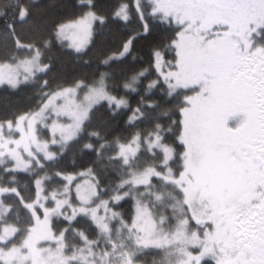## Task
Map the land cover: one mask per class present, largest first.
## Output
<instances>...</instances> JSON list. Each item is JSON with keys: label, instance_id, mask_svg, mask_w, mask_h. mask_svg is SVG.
Listing matches in <instances>:
<instances>
[{"label": "snow or ice", "instance_id": "obj_1", "mask_svg": "<svg viewBox=\"0 0 264 264\" xmlns=\"http://www.w3.org/2000/svg\"><path fill=\"white\" fill-rule=\"evenodd\" d=\"M53 6L0 0V87L36 100L0 116V264H264V0Z\"/></svg>", "mask_w": 264, "mask_h": 264}, {"label": "trees", "instance_id": "obj_2", "mask_svg": "<svg viewBox=\"0 0 264 264\" xmlns=\"http://www.w3.org/2000/svg\"><path fill=\"white\" fill-rule=\"evenodd\" d=\"M40 2L42 4L54 5L49 9V19L51 22L67 15L69 10L63 7V5L72 3L74 0H40ZM98 3L101 5L102 10H106L110 5L115 3V0H98ZM121 38V35L113 30L111 26L103 30L98 29L93 36L90 51L84 58L88 63H84L83 61L77 62L71 56H61L56 64V77L60 79L61 82H70L78 78L91 80L93 75L97 73V70H105L100 60L104 53L109 52L117 46ZM6 52L7 49L3 45H0V55L6 54ZM137 52L138 55L143 58L140 63L144 67H147V60L150 56V42L141 41L137 46ZM115 71L119 72V69H115ZM35 103V93L30 88H25L16 92H12L5 87L0 88V116L11 115L17 110H26L34 106ZM133 106H135L134 103ZM117 134L120 133L117 132ZM93 160L94 157H82L78 158V163L88 166L92 164ZM64 166L69 169L73 167L70 156L64 161ZM19 175L22 178L25 177L24 173ZM105 175L107 177L110 176L111 173L109 172ZM25 182L27 181L25 180ZM157 259L159 258L157 257ZM151 260L152 257H149V264H151Z\"/></svg>", "mask_w": 264, "mask_h": 264}, {"label": "rangeland", "instance_id": "obj_3", "mask_svg": "<svg viewBox=\"0 0 264 264\" xmlns=\"http://www.w3.org/2000/svg\"><path fill=\"white\" fill-rule=\"evenodd\" d=\"M1 88V87H0Z\"/></svg>", "mask_w": 264, "mask_h": 264}]
</instances>
